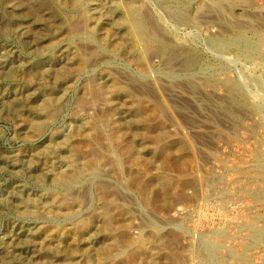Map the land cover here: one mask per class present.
I'll list each match as a JSON object with an SVG mask.
<instances>
[{
	"label": "bare ground",
	"instance_id": "1",
	"mask_svg": "<svg viewBox=\"0 0 264 264\" xmlns=\"http://www.w3.org/2000/svg\"><path fill=\"white\" fill-rule=\"evenodd\" d=\"M37 1L50 18L65 27L66 36L53 45L63 47L58 61H50L35 71H21L26 83L39 80L41 87H49L48 96L0 92V115L23 117L27 111L29 117L19 126L21 135L36 142L44 140L42 144L49 150L43 157L29 154L21 164L0 158V170L10 168L20 173L25 167L41 186V191L26 194L24 185L17 180L9 186V193L16 192L14 200L7 203L0 197V215L10 208L23 222L33 225L24 227L23 223L8 228L6 237L0 239V264H170L173 258L187 256L186 252L188 264L196 263L197 258L225 264L215 243H209L204 235L197 238V233L191 231L194 229L183 227L181 220L190 210L187 203L194 202L198 195L191 190L192 185L209 186L211 181L200 177L199 170L188 173L185 180L184 175L172 178L167 168L181 170L187 151L197 155V132L208 127L214 136L218 123L208 114L221 108L230 113L231 105L223 101L229 102L232 87L239 90L240 96L249 92L251 97L256 92L263 96L256 101V95L253 105L264 121V85L260 78L245 81L248 76L241 71L235 82L224 81L226 98L216 95L214 88L218 75L233 66L235 57L224 50L235 48L236 59L243 60L247 50L257 45L246 34L253 27L247 3ZM198 13L206 24L210 18L221 20L217 23L214 19V23L225 34H218L213 22L205 28L204 47L215 55L213 59L197 52ZM6 15L14 17L10 11ZM164 16L174 31L165 24ZM182 25H188V30L179 32ZM58 32L57 25L48 29L50 36ZM191 32L193 35L188 34ZM78 39L90 42L82 44ZM41 47L44 50L51 46ZM0 69L10 72L4 58H0ZM60 82L69 83L60 86ZM69 87L76 91L69 96L68 122L55 128ZM197 110L205 111L199 125ZM254 162L247 173L264 179V156H257ZM151 167L155 171H150ZM182 229L187 232L184 245L177 236V230ZM251 237L264 244L259 229H253ZM32 248L36 255L29 252Z\"/></svg>",
	"mask_w": 264,
	"mask_h": 264
},
{
	"label": "rangeland",
	"instance_id": "2",
	"mask_svg": "<svg viewBox=\"0 0 264 264\" xmlns=\"http://www.w3.org/2000/svg\"><path fill=\"white\" fill-rule=\"evenodd\" d=\"M232 1L233 3H235V5L238 3V1L244 3L245 5L247 3L246 6H247V10L249 11V12L247 11L249 14V20L253 22V27H252V30L251 29L248 30L246 34L250 36L251 38H253L257 42V45L256 47L252 46L247 50V56L243 60L241 58L236 59L237 51L235 48L224 50V52L227 55L235 57L232 61V64L230 63L231 65H233L231 68L232 70L230 69L227 72H224L218 75V79L216 80V85L214 87L215 94L219 95L220 97L223 96L225 98H226L227 90H226V86L223 85L225 84L224 81L235 82L239 77L238 75H241L243 72L246 73L248 76V80L246 79L245 81H251L254 78L258 77L260 78L259 81L263 83V84L261 83V85H264V0H245V1L232 0ZM223 4L225 5V3ZM7 11L12 12L14 14V17L8 18L6 15ZM199 13L197 14V20H196L197 21V42H199L196 44L197 52L198 54H203L205 57H209L210 59H213L215 55H213L211 51L209 50L207 51L204 47L205 45L203 42V38L207 35L205 28L207 27V24L213 22L212 24L215 25V28L218 34H220L221 31L223 34L225 33L221 29V27H218V26L216 27V24L214 23V19L215 21H217V23L218 22L220 23L221 20H218L216 18H210V21H208L206 24L202 21L203 20L202 15L200 16ZM229 14L231 15V13ZM47 16L48 15L46 14V11H44V9L38 3L37 0H8V1L0 0V53H1L0 58L2 59L4 58L6 60V64L10 69L9 73H5L4 71H2V69H0V92L5 91V92L10 93V92H15V91H18V92L24 91V92H29V93L31 92L30 94H33V95L42 94L43 96H48V94L50 93L49 87L47 86L41 87L40 85L41 81L39 80H35L33 81V83H29V84L26 83L23 79V73H21L23 69L30 70V71L41 69L42 65L44 66L46 63L50 61L51 62L55 60L58 61V58H60L59 56L61 54V50L63 49V47H61L60 45L57 48H54L53 45H56L60 41V38L66 36L65 27L63 25L60 26L59 23L55 21L52 17L50 18V16H48L47 18ZM231 17L235 18L233 14L231 15ZM239 19L240 18H238V21ZM164 22L166 25L169 26V28H171L170 29L171 31H174V29L170 27L169 25L170 22L168 21L167 16H164ZM55 25L59 27V32L54 34L53 36H50L48 34V29H51V27ZM183 26L184 25L180 27L181 29L179 30V32L188 30L187 28L188 25L187 26L185 25L184 27ZM253 31H254V34H253ZM188 34L193 35V32L188 33ZM256 38L258 40H256ZM79 41L82 44H85V43L89 44L90 42L89 40H83V39ZM44 44L45 45L50 44L51 47L50 48L45 47L46 50L45 49L43 50L41 46ZM116 62L118 63V60H116ZM256 65L258 67L255 68L254 66ZM127 67L129 69L133 68L132 70H134V67H130L129 65ZM241 71L243 72L241 73ZM68 83L69 82L67 83L60 82V86H62L63 84L66 85ZM252 84L254 85V83ZM249 88H252V87H248V89ZM26 89L27 91H25ZM253 90L257 91V88L255 89L253 87ZM75 91L76 90L74 88L71 89L69 87L68 96L64 101L65 105L63 106L61 112L58 114L59 118L57 117L58 119L57 124H56L57 126L55 125V128L56 127L61 128L60 125L64 126L67 124L68 122L67 113H68L69 105H70V103L68 102L69 96H71L72 94H75ZM238 91L239 90L236 87H232L231 89V93H233L231 94L232 97L231 96L227 97L228 101L229 102L231 101V103L229 102L226 103L223 101V103H225L226 105L228 106L231 105V107L229 108L231 109L230 113L225 112L224 109L221 108V110L215 109L209 112L208 116L210 118L207 116L209 119H212L214 121L217 120L216 121L218 123L217 127L221 130L216 128L217 130L215 131L214 136L210 132L211 130L210 128L208 129V127L204 132H197L198 134L197 140L198 139L199 140L198 141L196 140V142L194 141L196 143V148H197L195 154L197 155H194V154L191 155L187 151V153H185L186 155L183 157L184 160H183L181 170L175 171L174 169H171V170L170 168H167V169L169 173L171 174L172 178L173 177L178 178L184 175L183 176L184 180L185 178L188 177V175H190L188 173H191V171L193 172L194 170H196L197 172V170H199L197 174L198 175L200 174L199 175L200 177L202 176L206 177L207 179L211 181V185L209 186L201 187L198 183L196 185H192L193 188L191 190L193 191L195 190L196 195L197 194L198 195L196 196V199H195L196 202L194 201V202L187 203L190 205V206L188 205L189 206L188 210L190 209L189 210L190 213L188 212L187 215L184 216L185 218L183 217L181 219L183 221V222L181 221L183 227L188 228L190 230L191 228L194 229L191 231H194L197 233V238L199 235H204L205 237L208 238V240H210L209 243H212V244L215 243L214 246L215 248H217L218 254L226 259L225 264H263L264 263V244L255 241L253 237H251V231L253 229H259L261 232H263V237H264V195L263 196L261 195V193L264 194L263 192L264 179L260 177H255L254 175L250 176V174L247 173L249 171V168L255 163L254 161L256 160V157L264 156V121H262L263 115L253 105L254 98L259 96L255 99L257 101L258 98L263 97V96L260 93L257 94L258 92H256L257 96L252 95L251 97L249 94H252V93L250 92L248 94H244L240 96L239 95L240 92ZM216 92L217 93L219 92V94H217ZM237 95H239V97ZM260 100H263V98H261ZM236 107L238 109H236ZM204 112H205L204 110H202L201 112L197 110V125H199L200 119H203L201 118V116H203ZM245 113H248V114H245ZM238 114L242 116H239ZM27 116H28L27 111L25 112L23 116L24 118L0 115V158L5 157L7 159L8 158L11 159L12 161L17 160L21 164V160L25 159L26 156H28L29 154H35V156L33 157L40 156V155L41 157H43V156H47V153H49L48 147L46 148L45 144H42L44 140L42 141L38 140V142H36L35 139L25 138L23 135H21L19 126L24 120H26L29 117ZM249 117H250V120H249ZM13 120L15 123L13 122ZM17 121L19 122V124L16 123ZM227 127L229 128L227 129ZM226 131H228V133ZM200 134L202 135L200 136ZM218 134L220 135V137ZM205 135H207V137ZM203 140H206V141H203ZM200 141H202V143ZM208 144L212 146L206 147ZM200 146L202 147L204 146V147L202 148ZM199 148L201 149L198 150ZM209 149H212V150L209 151ZM199 151H202V152H199ZM211 152L214 155L211 154ZM203 153L206 155H204ZM195 157H196V160H195ZM186 158L189 159L188 160L189 162H186L187 161L185 160ZM190 164H192V166ZM153 170L155 171V169H152L151 167L150 171H153ZM242 170H245L246 172ZM17 180L19 183L24 185L26 194L36 192V191L38 192L41 191V186H39V184L34 181L35 179L30 175V172H28L27 168L23 167L20 173H16L10 168L0 170V197L1 198L3 197L4 201L7 203H11L16 196V192L9 193L10 192L9 186L11 183L16 182ZM202 194L204 196H202ZM200 197L202 198V201ZM216 201L218 204L216 203ZM220 208L222 209V211L220 210ZM23 223L25 224L23 225L24 227L33 226L30 223L23 222V220L19 217V215L14 213V211H12L10 208L4 210L2 214L0 215V239H4L6 237L7 235L6 233L9 230L8 228L11 225L18 227L19 225ZM247 223L248 225H251V226H247ZM177 232H178L177 236H179V240L181 244L183 245L186 244L187 240H185L186 239L185 236H187V232L184 229L179 230V231L177 230ZM32 250L33 248L29 252L30 253L32 252L33 254L36 255L35 253L36 249H34V251ZM186 253H187V256H183V258H173L172 260H170L171 262L170 264H188L189 262H187L188 261L187 258L189 254L188 252ZM195 262L196 263L194 264H198V262H200L199 264H216V263H210L207 261L206 262L200 261L199 258H197Z\"/></svg>",
	"mask_w": 264,
	"mask_h": 264
}]
</instances>
